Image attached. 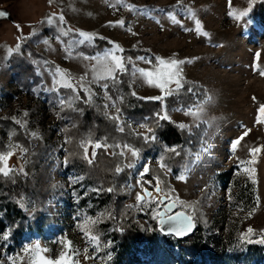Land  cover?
Returning a JSON list of instances; mask_svg holds the SVG:
<instances>
[{
  "label": "rangeland",
  "instance_id": "rangeland-1",
  "mask_svg": "<svg viewBox=\"0 0 264 264\" xmlns=\"http://www.w3.org/2000/svg\"><path fill=\"white\" fill-rule=\"evenodd\" d=\"M248 3L249 0H181L179 5L177 0H51V3L49 0H0V12L7 13L0 17V119L16 117L29 137L38 139L41 144L37 150L27 151L9 134L3 133L0 126V152H5L10 145L26 149L23 154L29 152L33 165V191L21 208L29 220L44 217L45 221L42 230H26L15 240L8 229L1 231L0 236L7 232L9 239H0V264H30L31 249L37 244L41 250L48 249L41 251V255L55 259L66 251L65 240L71 242L73 250L79 251L76 259L80 264H110L108 240L102 242L99 238V251L96 252L95 243L87 242L80 230L79 225L88 215L77 205V192L79 189L86 191V187L82 179L75 184L71 182L70 178L83 176L65 164L68 141L64 129L81 123L84 126L82 134L90 133L91 125L80 114L79 100L73 99L72 90L54 84V76L59 68L69 74L74 83L85 74L90 81L96 62L84 57L103 55L113 44L124 49L123 53H117L124 57L127 68L121 75L128 77L129 93L145 102L140 118L145 123L133 121L122 112L120 107L127 98V90L116 88L122 84V77L119 81L116 77L115 81L109 79L91 84L92 103L98 104L96 111L110 117L116 115L115 108L118 107L120 119L116 120V129L120 131L122 127L123 132L145 143L152 141L144 139L149 135L147 122L150 116L158 120V114L167 113L170 119L164 122L188 133L197 126L203 127V146L196 153L190 152L194 162L187 171L162 168L154 154L145 149L138 150V157L124 151L123 162L129 176L122 189L129 195L128 204H136V193L142 191L137 181L144 165L148 166V173L152 167L159 166L167 175L164 182L159 179L161 188L164 192L171 189L172 200L178 198L184 202L183 205L177 202L176 209L192 215L195 230L197 224H204L205 220L214 221L215 226L214 231L201 236L203 240L192 238L195 230L190 236L176 238L161 234L157 228L153 240L143 241L137 248L127 251L119 264H264V244L240 239L241 233L249 227L255 230L251 237L253 241L264 236V124L256 122L257 109L264 104V76L260 75L264 71V25L252 9L239 21L228 14L230 11L239 14L248 8ZM60 15L64 17L63 24L58 19L51 25L47 23L49 16L58 18ZM197 19L201 24L199 33L194 30ZM119 20L124 21L123 26L109 24ZM69 29L67 36L61 35V30ZM80 31L93 34L94 39L90 43H78L82 39L78 35ZM97 40L101 46L96 48ZM17 44L19 51L9 54V49H15ZM13 54L17 55L14 60L18 69L26 70V85L14 79L9 63ZM173 54L177 59L190 60L181 65L183 86L190 84L187 89H191L193 97L189 107L167 105L166 99L177 92L164 96L162 101L143 99L164 94L159 88L150 86L139 73L133 72V67L155 70L158 67L156 56L167 59ZM137 57H146L152 63L146 64ZM103 83L108 84L107 93L99 86ZM192 85L201 90L202 99ZM78 94L81 99H87L83 91ZM61 98L73 99V106L62 107L59 104ZM192 112H197L198 116L190 114ZM181 124L183 128L179 126ZM245 130L248 135L232 150V141ZM258 146L262 151L256 156V162L247 164L252 159L249 149ZM178 147L174 146L175 149ZM117 148L121 153L122 147ZM105 150L112 153L109 147ZM91 154L92 147L89 146V158ZM176 155H181L179 150ZM187 156L188 153L181 158ZM21 157L20 148H16L7 161L8 166L21 167ZM129 163L134 166L129 168ZM248 167L254 169L252 178L244 171ZM220 172L224 177L217 181L216 174ZM148 173L143 181H150L151 185L144 183L143 186L159 199L162 194L153 190L157 177L150 178ZM238 173L252 182L254 179V188L248 190L243 182L233 188L232 178ZM179 176L184 179H178ZM100 187L99 183L96 189ZM87 202L92 204L90 200ZM155 207L156 204H151L139 209L144 215L140 218L143 225L155 221L158 226L152 211ZM92 215L98 218L101 213L97 214L95 210ZM232 224H236L239 237L228 241L227 227ZM26 246L28 253L24 251ZM85 248L89 256L95 255V259H85ZM209 254L219 256V260L213 262Z\"/></svg>",
  "mask_w": 264,
  "mask_h": 264
},
{
  "label": "trees",
  "instance_id": "trees-1",
  "mask_svg": "<svg viewBox=\"0 0 264 264\" xmlns=\"http://www.w3.org/2000/svg\"><path fill=\"white\" fill-rule=\"evenodd\" d=\"M252 10L254 11V16L264 25V0H256L252 5ZM99 46H101L100 41H95L94 47L97 48ZM16 56L15 54L10 56V68L14 74L15 81H21L23 85H26L27 83L25 82L28 79L26 70L25 68L18 69L14 60ZM121 77L122 84H119L120 87L117 85L118 87L116 88H120L121 91L127 90L125 92L127 98L120 107L122 112L133 121L145 123V121L140 120L143 113L142 109L146 107L145 102L133 97L129 93L128 77L119 73L117 76L118 81ZM189 86V83H185L175 95L168 97L166 99L167 105L189 107L193 103L192 94L187 89ZM192 87H194V91L199 93V99H202L204 95L200 92L201 90L195 85H192ZM84 100H79L77 104L79 105V112L83 119L91 125L90 133L82 134L84 126L81 123L64 129L68 141L66 145L67 164L70 169H73L78 175L81 174L83 176L82 183L86 187V191L79 189L77 192L78 207L88 217H92V212L95 210H97V214L98 212L101 214L103 212L104 215L98 217L102 222L95 226V233L102 242H105L107 239L111 245L109 248L111 254L110 264H119L127 251L137 248L143 241L153 240L158 226L155 221H148V226L143 225L140 222V218L144 215L139 211L140 208L136 207V204H128L129 195L126 191H123L122 185L128 179L129 170L125 168L123 155L119 152L117 144H127L137 150L145 149L152 152L160 163H164L165 167L171 168L172 171H187L194 162V156H191L190 152L192 154L196 153L203 146L201 142L203 127L197 126L188 133L186 131H179L171 123L159 119L156 120L155 117L150 116V120L147 123L156 139L152 140L151 143H145L123 131L117 130L115 126L116 120L109 119L104 112L96 111L98 104H93L92 102L85 103ZM73 116H76L74 108ZM0 126L3 133L9 134L15 142L25 147L27 151L33 152L41 145L38 139L34 140L29 137L28 131L24 126L22 127L21 124H17L11 118L0 119ZM84 137L106 143L109 145L112 153L109 154L103 148L97 149L95 159L89 164L84 158L83 149L80 147V142ZM165 145H168V147L165 148ZM176 145L179 146V149L176 150H179L181 155L188 153L186 158L176 155V151H168L169 148H174ZM4 150L6 152L11 150V148L8 147ZM28 155L29 152L23 154L21 157L22 167L25 170L24 173L14 171L8 177L0 175V232L8 229L13 240L19 238L26 230H42L45 224L44 217L42 216L40 219L35 217L34 220H29L25 211L21 208V204L24 203L25 198L33 191V165ZM117 167L122 168V172L117 173ZM147 176L150 178L155 176L163 182L167 178V175H165L159 166L152 167ZM223 177L224 173L220 172L216 174L215 179L221 181ZM240 182H243L248 190L254 188V183L242 173L241 175L239 173L233 175L232 187L235 188ZM99 183L101 184L100 191H93ZM108 188H113L114 191L108 192ZM82 192H84L83 195H81ZM244 193L246 196L247 193ZM239 194L241 197H244L241 191H239ZM87 200H90L92 204L88 203ZM197 203L198 205L200 204L198 200ZM129 205H133V207H128ZM252 209L250 208V210ZM196 210L197 212L200 211L199 208ZM109 213H111L112 218L108 217ZM213 227H215L214 221L205 220L204 224L198 223L192 238L194 240H203L204 238L202 239L201 236H205L211 230L214 231ZM226 235L228 241L239 237L236 224L227 227ZM204 243L208 245L206 241ZM208 257L213 262L219 260V256L216 255L209 254Z\"/></svg>",
  "mask_w": 264,
  "mask_h": 264
},
{
  "label": "snow or ice",
  "instance_id": "snow-or-ice-1",
  "mask_svg": "<svg viewBox=\"0 0 264 264\" xmlns=\"http://www.w3.org/2000/svg\"><path fill=\"white\" fill-rule=\"evenodd\" d=\"M51 3V0H49ZM119 2V0H118ZM181 0H177V5H179ZM256 2V0H249L248 8L245 10L239 12V14H236L232 11H230L228 14L230 16H233L235 20L239 21L243 17H247L249 15V12L252 9V5ZM191 14V13H190ZM7 13L0 12V16H6ZM54 19H58L60 24L64 23V17L63 15H60L58 18L54 16H49L47 19L48 24H53ZM110 25H124L123 20L115 21V22H109ZM186 31H191L193 29H185ZM195 31L198 33L201 30V24L200 21L197 19L195 20ZM70 29L67 31L61 30V35L67 36ZM78 35L82 37L78 41L80 44H84L85 42H91L94 39V35L91 33L80 31L78 32ZM204 35H207V33H204ZM112 43V42H110ZM219 46V45H217ZM20 45L17 44L15 49H9V54H11L13 51H19ZM124 49H122L119 45L113 44V47L108 49L103 53V55H97L92 57L85 56L84 59H90L94 60L96 63L93 65L92 72L93 76L92 79L89 81L87 79V74L84 76H81L79 78L78 83L73 82V78L63 72L61 69L57 68L55 70V76H54V84L61 85L65 88H69L72 90L74 95V100H80L81 97L79 96V91H83L87 97V99L84 100L85 103H91L93 99L94 93L91 90V84L98 83L99 81L104 80H116L118 73H124L127 71L126 65H125V59L122 55H118L117 53H123ZM259 56V53L257 54ZM131 58H129L130 60ZM137 60H141L146 64H151L152 61L146 57H137ZM155 61L157 64V68L155 70L145 69V68H135L133 67L134 73H139L141 77H143L146 82L150 86L157 87L161 90V92L164 94L163 96H156V97H145L143 99H153V100H160L162 101L164 99V96L171 95L174 92H178L183 87V77H182V68L181 65H184L185 63H189L190 60L185 59H177L175 58V54H173V57L171 58H162L160 56L155 57ZM260 75L264 76V71L260 72ZM171 85H174L175 87H171ZM102 87L105 92L107 93L108 84L103 83L99 85ZM191 91V89H189ZM135 95V93H133ZM73 99H69L66 101L65 99L61 98L59 100V104L63 107L67 104L68 107L73 106ZM110 99V97H109ZM255 99V97H253ZM105 107H108L106 104ZM113 107H115L113 105ZM202 111V109H201ZM116 115L110 116V119H114L119 121L120 119V109L118 107L115 108ZM193 116H198L197 112L190 113ZM27 115V113H25ZM159 120H169V116L167 113L164 115H159ZM12 119L17 123L21 124L23 127L24 125L21 123L20 120H18L16 117H12ZM256 122L258 124H264V104H260L257 109V119ZM143 127V125H141ZM181 128L184 127V125H179ZM120 131H123V128H120ZM147 132L149 135H145L144 139L145 141H151L155 140L156 137L154 134H152V129L148 128ZM33 136H36L37 133H32ZM248 135V130H245L238 138L232 141L231 148L232 150H235L241 143V141ZM89 146L92 147V154L91 158L88 156V149ZM11 150L6 152H0V175H3L4 177H8L11 173L14 171H18L19 173H24L25 170L21 166L18 169L10 168L7 164V161L15 154L16 148H20V153L23 155V153L26 151V149L20 147L19 145H10L9 146ZM80 147L84 151V158L88 161L89 164L93 162L96 156V150L100 148H108L109 145L106 143H101L99 141H94L91 138L82 140L80 142ZM117 147H122L121 155L124 154V151H128L131 153L132 157H138L139 151L137 149H134L130 147L129 145L125 144L123 146L117 145ZM168 151L175 152V148H169ZM262 151L261 147H253L249 149V154L252 157L251 160L247 161V164L252 165L256 162V156L260 154ZM67 158L65 159V164H67ZM241 163H245L244 161H241ZM129 168L133 167L134 165L132 163H129L127 165ZM162 168L165 167V164L161 162L160 165ZM122 169L120 167L116 168V172H121ZM149 168L147 165H144L143 171L140 173V180L137 181L138 184H140L142 191L136 193V207L144 208L148 207L151 204H156L155 208H152V211L154 213V218L157 219L158 223L162 226L161 231L165 232V234H171L175 236H185L187 235L192 228L194 227L192 222V215L186 214L185 212H175L174 214H169L172 212V209L176 207L177 202L183 205V201L172 200L170 196L171 189H169V192H164V189L160 186L159 178L156 179V184L153 186V190L158 193L162 194L159 199L157 197L152 196V193L147 189L144 188V183H148L151 185L150 181H143V177L146 173H148ZM245 172L249 173L250 178L254 175V169L251 167L245 168ZM26 174V173H25ZM178 179L183 180V176L177 177ZM82 177H72L70 178L71 182L73 184L77 183ZM143 181V183H141ZM253 183H255V180L253 179ZM93 191H100V189H93ZM108 192L114 191L113 188H108ZM128 207H133V205H129ZM187 207H192L191 205H188ZM161 208L163 210H161ZM194 211V209H193ZM104 214L102 213L101 216ZM251 215V213H249ZM109 218L111 217V213L108 214ZM102 222L100 218H92V217H85L83 222L79 225L81 232L84 234L86 241L89 243H95L96 248L95 251H99V237L95 233V226ZM167 225V228H164L163 226ZM254 229L249 227L246 232L241 233L240 239L247 243H254L258 242L261 244H264V236H261V238L258 241H253L251 239L252 235L254 234ZM0 239L7 241L9 239V233L5 232L2 236H0ZM63 247L66 251H62L59 256H57L55 259L45 257L41 255V251L47 252L48 249L41 250L39 245H35L31 251L33 252V256L30 258V264H80L79 260L76 259V257L79 255L78 250H73L71 248V242L70 241H63ZM24 251L26 253L29 252V248L26 246ZM85 252V259H95V255L89 256L88 249H84ZM110 257V253L108 254ZM9 260H12V257L8 258ZM22 259V258H21ZM15 264V262H13Z\"/></svg>",
  "mask_w": 264,
  "mask_h": 264
},
{
  "label": "water",
  "instance_id": "water-1",
  "mask_svg": "<svg viewBox=\"0 0 264 264\" xmlns=\"http://www.w3.org/2000/svg\"><path fill=\"white\" fill-rule=\"evenodd\" d=\"M1 17V16H0ZM149 190V189H148ZM150 191V190H149ZM151 192V191H150ZM163 210V209H162ZM175 212H185L184 210H182V209H176V207L175 208H173L172 209V212L171 213H169V214H174ZM186 214H188L187 212H185ZM192 222H193V220H192ZM193 225H194V227L192 228V230L187 234V235H185V236H175V235H173V236H175L176 238H184V237H187V236H190V235H192L193 234V232H194V230H195V224H194V222H193ZM161 225L158 223V230H159V232L161 233V234H164V235H166L165 234V232H163V231H161ZM164 228H167V225H164L163 226ZM171 235V234H170Z\"/></svg>",
  "mask_w": 264,
  "mask_h": 264
}]
</instances>
